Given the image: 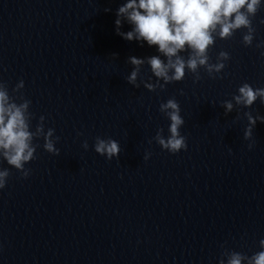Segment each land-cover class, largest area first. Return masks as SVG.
Returning a JSON list of instances; mask_svg holds the SVG:
<instances>
[{"label": "clouds", "instance_id": "clouds-1", "mask_svg": "<svg viewBox=\"0 0 264 264\" xmlns=\"http://www.w3.org/2000/svg\"><path fill=\"white\" fill-rule=\"evenodd\" d=\"M262 7L264 0H126L116 12L117 35L128 41L141 42V46L143 42L149 47L157 46L159 53L147 58L129 57L128 62L133 65V69L126 78L127 83L135 88L143 84L151 92L157 89L163 91L166 85L184 80L187 73L192 74L194 83L200 81L201 68L208 77L223 79L224 76L220 74L225 69V62L230 59V54L220 51L213 63L209 55L210 48L217 38L231 39L239 30H245L242 36L244 46H252L256 34L253 20ZM124 22L131 25L130 31H121ZM260 23H264V20ZM255 46L264 48V41ZM183 53H187V56ZM261 55L264 56V52ZM145 64L150 66L155 82H150L151 77L149 81L138 82L141 68ZM23 88L24 81L20 80L12 89L13 93L19 95H10L7 83L0 80V160L15 168L21 178L26 179L31 174V169L25 165L37 159L39 145L34 140L43 138L44 150L59 156L60 149L56 144L60 137L54 135L53 128L45 130L44 116L39 117V122L32 130L35 116L30 111L31 101L21 91ZM237 91L238 94L233 95L232 100L221 102L225 116L236 107L250 108L258 99L264 104V88H253L245 82ZM180 94L183 95L182 90ZM159 111L170 120V134L165 137L164 129L159 128L153 137L155 142L162 150L172 154L187 150L186 138L180 132L185 124L180 104L175 98H169L159 105ZM243 115L248 121L243 138L252 141L256 123H264V116H253L251 112H244ZM81 146L88 150L86 140ZM253 146L254 141L248 145L249 150ZM93 148L109 161L119 158L121 153L119 142L111 138L96 137ZM150 156L151 152H147L143 159L146 161ZM10 176L8 168H0V190L7 186ZM259 247L261 250L251 256L225 248L219 264H264V239L259 241Z\"/></svg>", "mask_w": 264, "mask_h": 264}]
</instances>
